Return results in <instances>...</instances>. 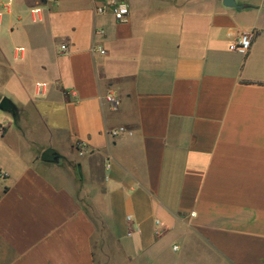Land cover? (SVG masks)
Here are the masks:
<instances>
[{
	"label": "crops",
	"instance_id": "0c3cea01",
	"mask_svg": "<svg viewBox=\"0 0 264 264\" xmlns=\"http://www.w3.org/2000/svg\"><path fill=\"white\" fill-rule=\"evenodd\" d=\"M232 1L0 0V264H264V0Z\"/></svg>",
	"mask_w": 264,
	"mask_h": 264
},
{
	"label": "built area",
	"instance_id": "2783aa9c",
	"mask_svg": "<svg viewBox=\"0 0 264 264\" xmlns=\"http://www.w3.org/2000/svg\"><path fill=\"white\" fill-rule=\"evenodd\" d=\"M111 15L113 16L114 20L118 23L125 22L129 15V8L128 5L125 3H116L113 6L109 8ZM98 12L102 13L104 11V8H98ZM30 12L32 14H36L39 12V9H31ZM251 47V35L249 33H241L239 34L234 43L229 45V49L236 51L240 54H246ZM22 49V48H21ZM20 49V50H21ZM61 51L66 50L65 45H61L60 47ZM100 53H103L104 51L99 48ZM107 102L112 106L115 107L117 105V101L112 96H107L106 98ZM122 131V129H120ZM117 131H115L113 134H116ZM1 177V175H0Z\"/></svg>",
	"mask_w": 264,
	"mask_h": 264
},
{
	"label": "water",
	"instance_id": "95a60500",
	"mask_svg": "<svg viewBox=\"0 0 264 264\" xmlns=\"http://www.w3.org/2000/svg\"><path fill=\"white\" fill-rule=\"evenodd\" d=\"M223 3L226 5V6H234L235 3L232 1V0H223ZM7 107V106H6ZM2 109V107H1ZM11 115L14 117V113L13 112H10ZM44 160L46 161H53L55 159V156L53 153H50V152H47L45 154V158H43Z\"/></svg>",
	"mask_w": 264,
	"mask_h": 264
},
{
	"label": "flooded vegetation",
	"instance_id": "af4514ba",
	"mask_svg": "<svg viewBox=\"0 0 264 264\" xmlns=\"http://www.w3.org/2000/svg\"><path fill=\"white\" fill-rule=\"evenodd\" d=\"M3 104H4V106H7V105H9V103H7V101H5Z\"/></svg>",
	"mask_w": 264,
	"mask_h": 264
},
{
	"label": "trees",
	"instance_id": "16d2710c",
	"mask_svg": "<svg viewBox=\"0 0 264 264\" xmlns=\"http://www.w3.org/2000/svg\"><path fill=\"white\" fill-rule=\"evenodd\" d=\"M6 101V100H5Z\"/></svg>",
	"mask_w": 264,
	"mask_h": 264
}]
</instances>
